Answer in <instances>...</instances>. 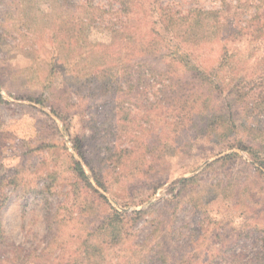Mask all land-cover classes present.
Listing matches in <instances>:
<instances>
[{
	"label": "rangeland",
	"instance_id": "374dc122",
	"mask_svg": "<svg viewBox=\"0 0 264 264\" xmlns=\"http://www.w3.org/2000/svg\"><path fill=\"white\" fill-rule=\"evenodd\" d=\"M195 65L225 138L166 133ZM0 97V264H264V0H0Z\"/></svg>",
	"mask_w": 264,
	"mask_h": 264
},
{
	"label": "trees",
	"instance_id": "16d2710c",
	"mask_svg": "<svg viewBox=\"0 0 264 264\" xmlns=\"http://www.w3.org/2000/svg\"><path fill=\"white\" fill-rule=\"evenodd\" d=\"M178 34L180 38H184L183 41L186 42L188 40H191L189 36H187V31H181L180 33L176 32L175 36L178 38ZM188 35H191L188 33ZM173 39V36H172ZM151 40V39H149ZM149 42V41H148ZM140 44V41H139ZM151 43H146L141 45L137 51L136 54L138 56L145 57L147 52L150 50ZM178 50V49H174ZM184 51H190V56L193 55V51L190 48H186ZM169 52V51H168ZM177 53L178 55L181 54L179 51H175L172 53H166V57H171ZM212 72L213 69H211ZM166 71L161 72V76H165ZM204 72L201 71V69L195 65L191 66V69L187 71L186 75H183L182 79H175V78H169L167 79L168 85L166 86V94L170 97V99H167L166 97V104L169 108V114H170V128L166 129V133H173L174 137L181 136L182 132L189 133L192 137L193 133L201 134L207 137L208 139H212L213 137L216 138H225L229 134V130L234 129V121L232 117H229L228 120L225 119L224 116L220 114V109L214 106L213 103V95L215 90V85H212L210 82H203L200 77H203ZM187 83V87H190L187 91H182L180 87L178 86L181 82ZM104 81L101 83V87L104 85ZM107 86L111 87L110 83H107ZM256 89V87H254ZM231 94L234 97V100H238L239 104L246 108V104H248V101H251L254 96H256L258 93L252 92V89L247 90L245 84L243 83V80H240L239 84L234 85L231 89ZM181 92H186L183 94H179ZM253 94V95H251ZM179 95V96H177ZM201 95V100H197V96ZM249 95L248 99L246 96ZM1 98V97H0ZM247 100V102H246ZM1 101V99H0ZM57 114V113H54ZM230 116V115H229ZM186 121L187 123L183 122ZM243 121H246V117L243 118ZM229 123V125H228ZM241 124V123H240ZM182 126H185L182 128ZM187 131V132H186ZM187 136V135H185ZM237 148H242V146L236 145ZM247 148V147H246ZM260 164V163H259ZM72 167V176L81 183L84 187L90 186V181L88 176L85 174V171L81 167V165L78 162H73ZM261 165V164H260ZM264 168H260V170H263ZM264 174V172H263ZM94 176V181L98 186H102V180L100 177ZM189 181V180H188ZM105 202L107 200L100 196ZM113 217H119L121 215L120 212H117L116 210H113ZM140 215L139 212H133L132 215ZM118 220V218H117ZM107 221V224H104L103 221L101 222V227L103 229H108V233L111 238H114L115 235H112V227L109 223H112L113 220L109 217L105 219ZM104 224V225H102ZM3 231L1 230L0 226V247L6 245L5 240L2 236ZM109 235L106 234V239L103 241L104 243L109 240ZM1 249V248H0Z\"/></svg>",
	"mask_w": 264,
	"mask_h": 264
}]
</instances>
